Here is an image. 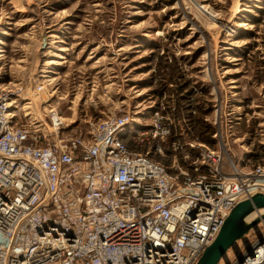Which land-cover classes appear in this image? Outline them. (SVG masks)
<instances>
[{"label":"built area","instance_id":"2783aa9c","mask_svg":"<svg viewBox=\"0 0 264 264\" xmlns=\"http://www.w3.org/2000/svg\"><path fill=\"white\" fill-rule=\"evenodd\" d=\"M3 27L0 264H195L233 207L264 193V165L249 155L228 160L229 139L219 129L218 149L194 138L183 162L167 165L126 142L170 135L162 119L110 113L67 129L56 110L51 119L32 118L27 89L5 80ZM44 89L40 82L31 90ZM133 122L139 129L121 135ZM230 123L237 134L243 119ZM183 147L175 143L173 151ZM232 251L235 258L219 264H264V223Z\"/></svg>","mask_w":264,"mask_h":264},{"label":"rangeland","instance_id":"374dc122","mask_svg":"<svg viewBox=\"0 0 264 264\" xmlns=\"http://www.w3.org/2000/svg\"><path fill=\"white\" fill-rule=\"evenodd\" d=\"M0 22L5 80L27 89L30 117L56 110L67 129L110 113L162 119L170 135L126 142L167 165L194 138L218 149L219 129L228 160L264 165V0H0Z\"/></svg>","mask_w":264,"mask_h":264},{"label":"water","instance_id":"95a60500","mask_svg":"<svg viewBox=\"0 0 264 264\" xmlns=\"http://www.w3.org/2000/svg\"><path fill=\"white\" fill-rule=\"evenodd\" d=\"M264 223V193L257 192L236 204L214 241L202 252L195 264H219L227 253L237 248Z\"/></svg>","mask_w":264,"mask_h":264},{"label":"bare ground","instance_id":"6f19581e","mask_svg":"<svg viewBox=\"0 0 264 264\" xmlns=\"http://www.w3.org/2000/svg\"><path fill=\"white\" fill-rule=\"evenodd\" d=\"M53 73H56L55 71H52ZM135 127H137V128H139L138 126H137V124H136V122H133V123H131V125L128 127V128H126L123 132H121L120 134L121 135H125L128 131H129V129H132V133H135L134 131V129L133 128H135Z\"/></svg>","mask_w":264,"mask_h":264},{"label":"trees","instance_id":"16d2710c","mask_svg":"<svg viewBox=\"0 0 264 264\" xmlns=\"http://www.w3.org/2000/svg\"><path fill=\"white\" fill-rule=\"evenodd\" d=\"M194 128L196 129V131L198 132V133H204L205 132V130L203 129L202 130V125L200 124V122H196V120H195V124H194ZM128 144V143H127ZM131 148H133V146H131L130 144H128Z\"/></svg>","mask_w":264,"mask_h":264}]
</instances>
